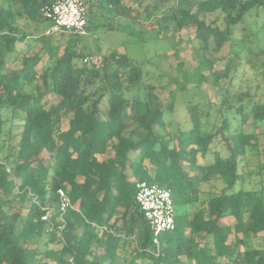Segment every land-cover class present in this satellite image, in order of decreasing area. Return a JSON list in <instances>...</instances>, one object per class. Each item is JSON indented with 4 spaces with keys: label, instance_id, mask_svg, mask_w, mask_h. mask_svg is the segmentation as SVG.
<instances>
[{
    "label": "trees",
    "instance_id": "trees-1",
    "mask_svg": "<svg viewBox=\"0 0 264 264\" xmlns=\"http://www.w3.org/2000/svg\"><path fill=\"white\" fill-rule=\"evenodd\" d=\"M54 1L4 0L7 5L0 6V39L6 43L0 50V264H143L145 259L153 264H188L184 259L191 264H264V235L256 241L264 234V162L259 164L260 188L244 186L250 150L260 161L264 158V102L236 108L240 119L234 116L239 121L233 128V100H239L228 86L233 68L214 67L234 28L253 8L264 9V0H202L196 15L170 9L158 21L159 33L171 21L176 30L196 27L195 49L221 99L212 101L222 122L214 133L204 128L217 126V120L211 122V102L192 100V127L171 133L165 113L173 111L176 92L162 106L153 104L149 92L142 94L141 64L117 51L101 64L85 62L92 54L78 49L84 36L67 33L64 48L50 46L41 67L37 53L12 68L8 61L14 43L39 30L46 22L43 8ZM85 1L88 31L107 26L101 17L93 21L94 8L135 19L132 0ZM9 2L19 5L31 23L28 30L16 24ZM214 12L216 19L207 21ZM50 94L59 101L51 104ZM250 115L256 127H263L253 140L242 131ZM16 127L19 132L13 134ZM217 132L228 151L215 152L209 160ZM143 180L169 189L176 206V228L162 235L158 255L136 202V182ZM201 183L214 186L204 200ZM59 188L71 200L65 212ZM44 206L52 210L48 222L42 220ZM228 217L235 223L223 224ZM103 225L107 229L101 235ZM231 234L242 241L241 249L229 242ZM127 243L134 245L130 258Z\"/></svg>",
    "mask_w": 264,
    "mask_h": 264
},
{
    "label": "rangeland",
    "instance_id": "rangeland-1",
    "mask_svg": "<svg viewBox=\"0 0 264 264\" xmlns=\"http://www.w3.org/2000/svg\"><path fill=\"white\" fill-rule=\"evenodd\" d=\"M128 1L130 0H125V2ZM200 1L202 0H132L130 5L135 10L133 13L135 19L121 18L114 11L101 12L94 8L93 21H97L96 16L101 17L107 26H99L90 30L78 46L80 51L92 54L88 56L89 62L101 64L104 56L117 51L126 53L135 62L141 64L144 70L142 94L149 92L150 100L155 105L162 106V101L165 102L168 99L170 92H176L175 99H172L174 102L173 111L165 113L167 127L171 133L177 132L179 128L187 130L192 127L188 112L189 100L202 103L211 102V122L217 120V126L213 127L212 124H209V126L204 125V128L211 129L214 133L219 130L222 123L221 119H218L219 114L216 113L217 105L212 103V101H221L216 95L217 87L213 84L210 69L201 65L199 54L195 49L196 27L186 25L176 30V22L171 21L172 23L167 28L164 27L162 33L157 30L158 21L166 14L172 13L173 10L180 9L196 15ZM2 5L6 6L7 2L0 0V6ZM8 6L14 11L16 24L21 29L28 30L31 23L22 14L19 5L9 2ZM217 14L218 12L207 14V21L216 19ZM47 27L48 22H45L32 37L14 43L16 51L8 61L12 68H20L24 57H32L37 53H40L38 67H41L48 59L50 46L60 43L61 48H64L69 34L61 33L49 37L45 34ZM44 36H47L49 40L44 42ZM232 36L221 52L223 58L214 67L215 69H224L229 64L233 68L228 79V86L239 99L233 100L234 109L231 111L232 127L236 129L239 120L234 119V116L240 119V115L234 111L236 108L240 105L249 108L253 102H264V9L253 8L247 13L244 20L234 28ZM40 38L42 39L40 40ZM5 44L0 39V50L5 47ZM0 55H3L1 51ZM178 82L185 85L184 89ZM144 86L153 88H144ZM49 98L51 104L59 101L52 94L49 95ZM202 120L205 123L204 116ZM242 131L246 139L253 140L263 131V127H256L254 119L250 115L249 120L242 125ZM18 132L19 128H14L13 134ZM261 142L264 146V135L261 136ZM3 151L7 152V149L3 148ZM227 151L225 141L217 132L211 144L208 159L213 160L215 152L225 155ZM198 160L203 161L201 155H198ZM263 162V157L260 161L254 151L250 150L247 164L244 167L245 187L260 188L259 164ZM211 182L215 183V180L213 179ZM200 188L203 200L209 196L210 192L214 191V186H211L210 183H201ZM222 223L234 224L235 219L228 217L223 219ZM104 230V227L98 229L101 235L104 234ZM263 235L261 234L256 241H261ZM229 242L236 249L242 248V241H239L235 234L230 235ZM133 249L134 245L126 244L125 250H127L128 258L131 257ZM184 260L191 264L186 259ZM143 264H153V262L151 259H145Z\"/></svg>",
    "mask_w": 264,
    "mask_h": 264
},
{
    "label": "built area",
    "instance_id": "built-area-1",
    "mask_svg": "<svg viewBox=\"0 0 264 264\" xmlns=\"http://www.w3.org/2000/svg\"><path fill=\"white\" fill-rule=\"evenodd\" d=\"M88 10L89 6L85 0H56L46 5L42 10L44 19L48 22L45 34L48 36L61 33L88 35ZM88 59L89 57H86L85 62H89ZM58 194L61 200V210L65 212L72 206L71 200L64 188H59ZM135 197L153 232L155 250L152 252L158 255L162 244V235L176 228L177 211L171 191L143 180L136 182ZM42 209L44 211L42 220L50 221L52 210L47 206L42 207ZM63 228L64 224L58 227L57 233L59 235H62Z\"/></svg>",
    "mask_w": 264,
    "mask_h": 264
},
{
    "label": "crops",
    "instance_id": "crops-1",
    "mask_svg": "<svg viewBox=\"0 0 264 264\" xmlns=\"http://www.w3.org/2000/svg\"><path fill=\"white\" fill-rule=\"evenodd\" d=\"M131 176H132V175H131ZM131 178H133V177H131ZM67 187L69 188V186H67ZM100 227H102V228L104 227L105 230L107 229L105 225L100 226ZM100 227H99V228H100Z\"/></svg>",
    "mask_w": 264,
    "mask_h": 264
}]
</instances>
